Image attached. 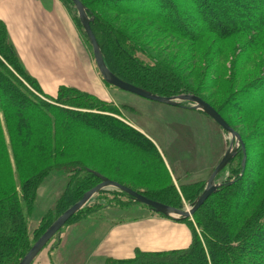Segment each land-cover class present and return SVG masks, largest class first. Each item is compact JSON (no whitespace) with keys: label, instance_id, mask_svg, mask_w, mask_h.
<instances>
[{"label":"trees","instance_id":"1","mask_svg":"<svg viewBox=\"0 0 264 264\" xmlns=\"http://www.w3.org/2000/svg\"><path fill=\"white\" fill-rule=\"evenodd\" d=\"M81 1L93 18L91 27L104 60L119 78L162 96L196 94L213 107L214 104L200 93L225 83L228 101L225 109L217 111L259 117L251 121L252 124L249 123L252 133L248 140L260 139L252 149L243 133L225 118L240 133L245 151L240 145L227 165L230 169L228 178L220 182L218 189L196 210L194 222L190 218L179 219L187 221L192 229L193 239L189 247L166 251L136 248L135 257H107L105 264H264V0ZM185 2H191V5L186 8ZM101 9L116 13L117 17L131 16L149 28L156 25L164 35L192 43L193 55L182 61V66L186 65L191 73L185 75L183 68L173 69L156 57V61L143 62L141 54L147 57L152 55ZM75 16L78 26H81ZM209 40H212L210 47H204L202 44ZM258 54L261 58L255 63ZM231 55L232 64L227 68L225 61ZM18 58L7 25L0 19V160L6 161L8 167L7 172H0V264H20L47 228L78 202L87 190L101 181L95 172L110 179L116 178L115 181L124 185L131 186L123 180L142 184L147 187L144 195L177 208H184V201L193 204L198 199L207 181L201 179L181 185V193L176 188L164 185L154 171L159 164L156 162H161L166 168L156 144L118 117L121 114L119 108L97 98L94 93L72 85L62 84L54 95L46 94L40 89L38 80L18 64ZM239 61L254 65L250 66L248 72L247 68H243L236 76L235 66ZM227 73L228 78L224 77ZM213 75L216 77L211 79ZM243 77L248 79L240 85ZM260 98L262 103L256 107ZM242 99L246 104L252 101L249 110ZM187 103L184 101L178 106L196 110L188 107ZM78 128L80 133L76 132ZM85 129L101 138L105 133H110L108 141L117 148L129 151L135 160L130 161L128 156L107 147L94 146V139L85 136ZM245 152L247 159L243 169ZM10 159L14 162L15 174L18 172L23 178L20 191L14 185ZM122 159H125V164L130 161V167H122ZM140 165L147 166L146 169H150L158 179H137L131 167L140 169ZM55 170L67 171L76 178L85 172L80 182L86 185L74 183L79 195L72 196L70 182L66 189L67 197L63 196L57 204L62 213L58 212L55 217L44 216L33 240H30L28 219L22 203L25 202V207L31 209L38 188L45 177ZM167 173L170 177L168 170ZM107 191H100L95 198L106 193L111 201L120 199L112 201L107 205L109 207L125 208L129 203L138 202L123 191ZM232 196L243 200L241 206L236 203L234 212L230 205ZM121 198L127 201L122 202ZM90 203L91 200L85 207ZM79 213L73 215L66 225Z\"/></svg>","mask_w":264,"mask_h":264},{"label":"rangeland","instance_id":"2","mask_svg":"<svg viewBox=\"0 0 264 264\" xmlns=\"http://www.w3.org/2000/svg\"><path fill=\"white\" fill-rule=\"evenodd\" d=\"M38 1L41 0H32V14L39 15V17H37L38 20L35 30L42 34L41 29H43V31L46 29L45 24L47 26L50 25L54 33L52 34L53 38L50 39L52 43L55 42V37L57 35L55 33L57 30L59 33H63L62 45L60 44L59 47H57V51L55 48L56 53L58 52L57 55L59 60L51 61L44 85L42 84L43 87L40 85V89L46 94L54 95L57 91V88L53 91L49 90L58 83L64 81L62 77L56 73V71L59 70L61 72H67L68 69H72V64L68 63V61L70 62L71 60L73 64L78 65L79 70H77V73L80 74V76L82 74V70L88 72L89 74L85 76L89 82V85L84 84L85 86L77 85L75 87L88 93H94L97 98L102 99L109 104L115 105L120 109L118 110L121 114L117 115L118 117H120L127 124L138 129L145 136L148 135L150 138L152 137L158 143L157 145H160L159 148L163 152L162 157L164 156L163 160L165 161L166 168L161 164V162H156V164H159L157 166L155 165L156 169L154 171L156 175H158L164 181V185H168V188H176L177 191L180 192L181 185L201 181V179L207 181L213 168L220 162L226 153L232 140L231 135L225 132L213 118L206 115L202 110L201 112L197 109L191 110L190 108H186L184 106H173L166 103L145 99L137 94L123 91L119 88H114L106 84L99 69L96 66L92 45L89 39H86L82 25L78 26L76 22L77 18L75 15H77L78 19L79 16L75 6L71 4L69 0H44L45 5L47 3L48 7L43 8L40 3H38ZM178 1L181 2V0H175V2ZM189 5H191V2H185L186 8H188ZM101 10L102 12H106L108 17L114 20L118 26L124 28L130 35H133L134 39L141 42V45L144 46L146 51L152 55L147 57L141 54L143 62L150 63L156 61V57L161 62L173 69L180 67L183 68L185 70V75L191 73V70L188 69L186 65L182 66V61L185 58L193 55L192 50L194 47H192V43L184 39L176 38L169 34L164 35L160 28L156 25H152V27L149 28L148 26H144L141 21L136 20L131 16L117 17L116 13H111L106 9ZM40 15L42 16L41 18ZM66 15L68 17L67 22H69L67 24H65L64 21ZM32 30H34L33 27ZM14 31V23H11V29L8 31L10 39V33ZM211 44L212 40H209V42L202 45H204V47H210ZM79 49L82 51V54L84 55L83 57L75 54V52H77ZM262 55L264 58V53H262ZM260 58L261 55L258 54L256 56V59L258 60H256L255 63H258ZM88 60L94 64L93 67L97 74H100L101 80L99 81V84L95 83V72L91 73L88 71ZM232 60L233 56L231 55L229 56V59L225 61L227 68L230 66V64H232ZM248 63L249 64L246 65L240 63L239 61L235 66V75L238 76V73L242 72L243 68H247V72L251 70L250 66H253L254 64L250 62ZM18 64L25 68L20 56L18 58ZM228 75L229 73H227L224 77L228 78ZM207 77H209L208 72ZM215 77L216 76L213 75L211 79ZM247 79V77L244 78L243 83L240 85H243ZM32 90L33 92H36L33 88ZM226 90V84L220 83L216 87L206 89L205 92L198 93L213 103L216 107H214L216 110L219 109L222 111L225 109L226 103L228 101V93ZM242 101L243 105H245V101L243 99ZM260 103H262L261 98L257 100L256 107ZM247 104L248 108L246 109L249 110L250 105H252V101H249ZM187 106L190 107L191 103L188 102ZM14 113H16V109ZM221 113L220 114L224 119L226 118L227 120H230L232 126L236 130H238L240 133H243L246 143L251 146V149L253 148V145L255 146V144L260 141V139L248 140V137L252 133V127L250 126V124H252L251 121H256L259 117L255 116L250 118L241 113H232L230 111ZM84 131L85 136L94 139V146L97 145L107 147L108 149L120 155L128 156L131 158L130 161L134 159V155L132 156L129 151H124L123 149L117 148L116 145L108 141L107 138L110 136V133H105L103 138H101L96 133H91L92 131L89 129H85ZM76 132L80 133L81 130L78 128L76 129ZM262 150H264V148ZM26 157H28V152H26ZM10 160L12 170L14 172V185H16L17 190L20 191L19 187L21 186V181L23 178L18 172L15 174L16 168L14 162L12 159ZM130 161L125 164V159H122L120 160V165L124 168H128L130 167ZM146 168L147 166L145 167L144 165H140V169L131 167V172H134L133 174L139 180L154 178L158 179V176L154 175L150 169L147 170ZM167 170L170 174V177L167 173ZM4 171H8L7 163L6 161L0 160V172ZM84 174L85 172H82L79 177L76 178L73 177L74 174H69L67 171H52L48 176L45 177L44 181L38 188L32 208L28 209L25 207L26 203H22V208L28 219L30 240H33L35 230L44 220V216L52 215L55 217L58 212L62 213L60 212L57 204L63 196L67 197L66 189L70 182H72L71 186L74 190L73 191L70 189L72 196L79 195L76 192L77 188L74 186V183L86 185V183L80 182ZM229 174V167L224 168L217 176L216 183L220 184V182L228 178ZM233 178L235 179V176H233ZM111 179L117 180L116 178L112 177ZM123 181L131 185L126 186L142 193H144L145 188H147L142 184H135V182L131 180ZM105 190L113 192L117 189ZM95 196L93 199H91V203L85 207L83 211H79V215L75 217V219H73L68 225H65L62 228V231L56 234L45 247L49 248L54 244L56 245L57 243H61L59 241H62L61 249L63 250L64 255L72 257L70 263L67 264H82L87 261L89 262L88 264H105V259L107 257L97 259L95 257L90 258L88 256L91 249L83 246L82 237L84 236L85 232H94L92 241L97 244L98 241L104 236L105 232L113 225H115L119 235L125 236L127 243H130L131 245V250L129 251L127 249L130 255L123 257V259L135 257L136 248L146 251H166L173 249H184L189 247L192 243L193 233L187 221L186 223L190 228L192 235L191 240L188 241V243H185L184 232L180 228L175 226L173 227L170 224L171 222L173 224H186L184 221H172V219L169 217L165 218L162 215L152 211L145 204L138 202L129 203L125 208H112L107 205H109L112 201L116 202L117 200H120L119 198H115L111 201L107 197L106 193H101L96 198ZM121 199L122 202L123 200L127 201L125 198ZM242 201L243 200H240L238 196L231 197L230 205L233 207V212L236 211V203L241 206ZM189 206L190 204L184 201V207ZM190 219L193 221V217ZM78 224H80V226H78ZM196 229L198 230L197 226ZM146 232H149L150 234H144ZM158 232L163 233L156 235ZM174 238L177 241L179 240V243H176ZM118 245L120 244L117 243V246ZM45 250L43 252H45ZM117 251L123 254L125 250L124 248H117ZM109 258L121 259L119 257L117 258L112 256Z\"/></svg>","mask_w":264,"mask_h":264},{"label":"crops","instance_id":"3","mask_svg":"<svg viewBox=\"0 0 264 264\" xmlns=\"http://www.w3.org/2000/svg\"><path fill=\"white\" fill-rule=\"evenodd\" d=\"M38 3H40V5L43 8L48 7L47 3L45 5L44 0L38 1ZM37 17H39V15L32 14V0H0V19H2L6 23L8 31L11 29V23H14L15 31L10 33L12 43L16 47L17 53L19 54L22 62L24 63L26 71L30 73L32 76H34L38 80L39 84L43 87L46 74L48 73V70L50 68L51 61L59 60L57 55L58 52L56 53V51H57V47H59L60 44L62 45L63 33L61 32L59 33L57 30L55 33L57 34L55 37V42L52 43L50 39L53 38L52 34L54 33L50 25L47 26L45 24L46 29L44 31L43 29H41L42 34L38 33L35 30V26L38 20ZM41 17L42 16L40 15V18ZM67 18L68 17L66 15L64 20L65 24L69 23L67 22L68 21ZM32 27L34 28V30H32ZM74 35L76 36L75 33ZM75 54H78L82 57L84 56L80 49L77 52H75ZM68 63L72 64V69H68L67 72H61L59 70L56 71V73L59 76H61L64 81L58 83L56 86L52 87L49 91H53L56 88L58 89V87L62 84L72 85V86L73 85L85 86L84 84L89 85L87 78H85L86 75H89L88 72L82 70V74L80 76V74L77 73V70H79L78 65L73 64L71 60L70 62L68 61ZM88 65H89L88 71L91 73L95 72L96 74L95 83L99 84V81L101 80L100 74L99 73L97 74V72L94 70L93 67L94 64L90 60H88ZM147 137L149 136L147 135ZM150 139L156 143V146L162 155V151L159 148L160 145L158 146L157 145L158 143L152 137ZM172 221H184L186 223L185 220H177L173 218ZM170 224L173 227L175 226L180 228L184 232L185 243H188V241L191 240L192 234L187 223L173 224L171 222ZM78 226H80V224H78ZM162 233L163 232L161 233L158 232L156 233V235ZM144 234H150V233L146 232ZM93 236H94V232H85L84 236L82 237L83 246L91 249L88 255L90 258L95 257L97 259H101L102 257H111V256L117 258L118 257L123 258L126 257L127 255H130L129 251L131 250V245L130 243H127L126 241L127 239L125 236L119 235L118 230L115 228V225L111 226L105 232L104 236L98 241L97 244H95V242L92 241ZM174 241L176 243H179V240L177 241L175 240V238ZM59 242L61 243H57L56 245L54 244L49 248H45L46 249V250L44 249L45 252H43L44 250H42L41 252L42 254L39 253L32 262V264L70 263L72 257L64 255V252L61 249L62 241ZM117 243H119L120 245L117 246ZM117 248H124L125 250L124 253L121 254V252H118ZM88 263L89 262L87 261L82 264H88Z\"/></svg>","mask_w":264,"mask_h":264},{"label":"water","instance_id":"4","mask_svg":"<svg viewBox=\"0 0 264 264\" xmlns=\"http://www.w3.org/2000/svg\"><path fill=\"white\" fill-rule=\"evenodd\" d=\"M77 10L79 20L83 26V29L92 45L93 55L97 68L99 69L103 79L127 92L137 94L145 99L166 103L169 105H179L181 102L188 101L191 103V108L202 110L211 118H213L225 132L231 135V143L220 160V162L215 166L213 172L207 180V184L201 195L198 199L191 204L189 207L177 208L157 200H153L142 192L134 190L118 181L112 180L108 177L101 175L98 172H95L100 178L101 181L87 190L81 199L65 210L48 228L47 230L39 237V239L33 244L31 249L28 251L26 256L22 259L20 264H32L36 256L44 249L48 242L65 226V224L70 220V218L78 213L82 208H84L88 202L100 191L105 189H117L129 194L131 197L135 198L138 202L150 206L153 211L164 214L166 216L172 217L173 219L179 218H190L196 212V210L206 201V199L215 192L220 184L216 183V178L220 172L227 167L230 160L237 153L239 146L241 145L245 151V145L243 143L242 137L238 131H236L223 117L222 115L206 100L196 94H179L174 96H162L155 94L145 88L134 85L115 75L107 66L103 52L100 47L99 41L94 34L91 22L92 17L89 16L86 6L82 3L81 0H71ZM246 152L243 158V169L246 165Z\"/></svg>","mask_w":264,"mask_h":264}]
</instances>
